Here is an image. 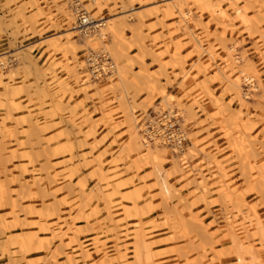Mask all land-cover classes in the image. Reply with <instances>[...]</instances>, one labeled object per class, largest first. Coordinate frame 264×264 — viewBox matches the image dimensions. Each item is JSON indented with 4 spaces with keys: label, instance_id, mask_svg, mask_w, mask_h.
I'll return each mask as SVG.
<instances>
[{
    "label": "rangeland",
    "instance_id": "rangeland-1",
    "mask_svg": "<svg viewBox=\"0 0 264 264\" xmlns=\"http://www.w3.org/2000/svg\"><path fill=\"white\" fill-rule=\"evenodd\" d=\"M79 1L0 0V264H264V0Z\"/></svg>",
    "mask_w": 264,
    "mask_h": 264
},
{
    "label": "built area",
    "instance_id": "built-area-1",
    "mask_svg": "<svg viewBox=\"0 0 264 264\" xmlns=\"http://www.w3.org/2000/svg\"><path fill=\"white\" fill-rule=\"evenodd\" d=\"M70 1L74 11L78 13L81 25L79 27L87 26L88 28L86 31L89 30L91 28L89 27L91 24L89 23L90 16L87 11L81 7L79 0ZM88 62L90 64V71L93 77H100L113 72L114 63L105 53L102 56H96L94 59L90 58ZM177 116L178 115H175L174 112H170L169 110L154 115L145 123V127L143 129L144 135L148 140L161 138L172 143L175 147L182 146V143L185 140V133L180 126V118Z\"/></svg>",
    "mask_w": 264,
    "mask_h": 264
},
{
    "label": "bare ground",
    "instance_id": "bare-ground-1",
    "mask_svg": "<svg viewBox=\"0 0 264 264\" xmlns=\"http://www.w3.org/2000/svg\"><path fill=\"white\" fill-rule=\"evenodd\" d=\"M198 1H201V0H198ZM204 1V3L208 6V7H211V8H213V10L214 11H219L220 9L217 7L218 5H215V4H213V2L211 1V0H203ZM195 3H196V1H195ZM170 11H172V9H169ZM184 11V9H180V12L182 13ZM221 12V11H220ZM238 14H239V16H240V18H241V20H242V22L243 23H247L248 22V20H247V18L242 14V12L241 11H239L238 12ZM90 19V26L89 27H91V28H93V30H92V32L91 33H89L88 31H86V29L88 28L87 26H84V27H81V31L86 35V36H89V35H91V34H93V35H96V34H98V35H102V33H101V28L103 29V26H105L106 24H107V22H105V21H102V20H98V19H93V18H89ZM78 26H81L80 24L78 25ZM78 26H73V28H75V27H78ZM76 31V30H75ZM234 49V48H233ZM104 50H106V49H104ZM264 51V50H263ZM262 52V51H261ZM108 56V55H107ZM263 57H264V53H263ZM241 58H243V56H238V57H236V59H241ZM215 62V61H214ZM115 64H114V69L112 70L113 72L112 73H110V75H112L114 72H115ZM219 70H221V72L223 73V71H222V69H219ZM90 71V70H89ZM241 71H244L243 69H241ZM225 72V71H224ZM90 74H91V76L93 77V75H92V73H91V71H90ZM107 75H109V74H107ZM226 80H228L229 82H232V84H235L238 88L240 87V84L239 83H237V82H233V81H231V79L230 78H228V77H226ZM253 81V80H252ZM170 112H173V111H171L170 110ZM138 127V126H137ZM146 131H147V129H146ZM140 135V137H143V139H145V143L147 144L148 142H149V140L146 138V136L143 134V136H142V134H139ZM151 136H152V134H151ZM139 137V138H140ZM136 138H137V140L139 141V138H138V134L136 135ZM144 142V141H143ZM160 187H161V190L164 192V193H166V194H168V193H170L171 192V190H170V188H169V186H168V183L165 181V180H161V183H160ZM240 218H236V219H232V220H230L229 221V224L231 225V227H232V229L233 230H236L237 229V227L238 226H240V225H243L242 224V222L239 220ZM137 232H135V234H136ZM136 236V235H135ZM146 247H148V246H146ZM136 252H137V258H138V261L139 262H141L142 261V252H141V246L139 247V248H136ZM147 251V250H146ZM147 252H149V251H147ZM88 255V254H87ZM159 258V257H158ZM153 259V258H152ZM240 259H244L243 258V255H240ZM146 260V259H145Z\"/></svg>",
    "mask_w": 264,
    "mask_h": 264
}]
</instances>
